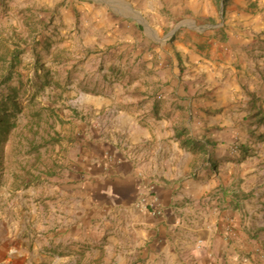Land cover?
Here are the masks:
<instances>
[{
  "label": "crops",
  "instance_id": "obj_1",
  "mask_svg": "<svg viewBox=\"0 0 264 264\" xmlns=\"http://www.w3.org/2000/svg\"><path fill=\"white\" fill-rule=\"evenodd\" d=\"M70 1L96 26L109 20L98 47L110 41L131 68L114 69V101L86 105L82 238L74 221L29 231L34 215L3 186L0 264L49 254L50 264L74 254L84 264H264V0H127L153 33L119 9ZM33 4L0 0V12Z\"/></svg>",
  "mask_w": 264,
  "mask_h": 264
},
{
  "label": "rangeland",
  "instance_id": "obj_2",
  "mask_svg": "<svg viewBox=\"0 0 264 264\" xmlns=\"http://www.w3.org/2000/svg\"><path fill=\"white\" fill-rule=\"evenodd\" d=\"M95 1L107 11L119 9L153 33L145 15L127 0ZM146 4L138 0L139 8ZM70 6V0H38V5L0 12V189L9 185V200L20 197L26 217L34 215L29 231L74 221L72 234L82 238L88 209L78 167L89 147L93 117L86 105H100V96L114 101L119 96L114 69L131 67L129 61L122 64L110 41L98 47L114 27L109 20L104 28L96 26V19ZM90 210L97 220L99 213ZM54 258L47 255L43 264ZM61 258L62 264H84L81 255ZM103 258L91 256L90 264Z\"/></svg>",
  "mask_w": 264,
  "mask_h": 264
},
{
  "label": "trees",
  "instance_id": "obj_3",
  "mask_svg": "<svg viewBox=\"0 0 264 264\" xmlns=\"http://www.w3.org/2000/svg\"><path fill=\"white\" fill-rule=\"evenodd\" d=\"M226 1H227V0H222V3L225 4Z\"/></svg>",
  "mask_w": 264,
  "mask_h": 264
}]
</instances>
